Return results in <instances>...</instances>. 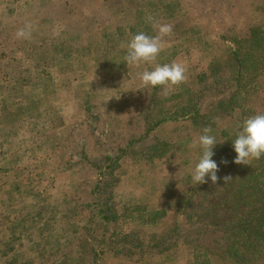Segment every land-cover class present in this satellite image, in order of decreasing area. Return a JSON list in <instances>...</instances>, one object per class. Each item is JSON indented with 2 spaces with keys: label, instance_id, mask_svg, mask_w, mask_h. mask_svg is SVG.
<instances>
[{
  "label": "rangeland",
  "instance_id": "rangeland-1",
  "mask_svg": "<svg viewBox=\"0 0 264 264\" xmlns=\"http://www.w3.org/2000/svg\"><path fill=\"white\" fill-rule=\"evenodd\" d=\"M26 25L31 35L17 38ZM160 25L172 31L156 61L127 66L131 38L156 37ZM255 26H264V0H0V264H233L240 239L209 238L208 210L215 202L229 208L251 172L264 187V156L239 164L233 184L207 199L191 179L204 129L164 122L143 137L144 118L148 106L151 124L179 116L190 93L194 106L211 109L233 85L212 68L227 70L230 38ZM173 62L185 80L150 98L140 73ZM250 86L233 102L264 114V84L245 95ZM217 124L239 129L230 117ZM141 144L160 148L158 157L136 155ZM251 191L237 200L242 213ZM176 223L186 236L151 248ZM134 244L145 247L130 251Z\"/></svg>",
  "mask_w": 264,
  "mask_h": 264
},
{
  "label": "trees",
  "instance_id": "trees-1",
  "mask_svg": "<svg viewBox=\"0 0 264 264\" xmlns=\"http://www.w3.org/2000/svg\"><path fill=\"white\" fill-rule=\"evenodd\" d=\"M146 35H149V33H147ZM230 43H232V46L227 45L229 52V65L227 67V70L222 71L220 70V66H217V68L215 69L212 68L211 72L215 75L217 73L219 74L220 71L222 73L220 74V76L226 81L232 80L233 85L229 89L230 91L226 93L217 91L218 93H222V95L219 97V99L211 104V109H205L203 111L201 105L200 107H198L197 105L194 106V103L192 102L194 100L193 93H190V97L189 99H186V103L183 98L179 102L180 104H182L180 106V109H183V112L179 116H177V114H179L178 111H172L171 114H174V116L157 119L155 123L151 124L150 121L153 120V110H151V106H148L146 110L147 115L144 118L145 135L143 137L148 136L156 126L164 122H188L192 123L193 125L197 123V126L201 127V129H204L206 127L211 128V134L215 137L217 136V140H224V143L217 144L214 148L215 154L216 151L226 154V156H224L225 160L224 157L222 159L215 157V159L218 161V180L215 183H212L209 180L208 183L203 184V186L201 187V189L205 191L207 199H209L210 196L214 195L212 193L213 188H221L223 186L233 184L232 179L234 178V172L237 170L236 167H238L239 164L233 162L236 154L233 150L232 140L236 138V135L240 130V127L244 120L256 114H261V111H263V109H254L249 105V102L247 101L240 105H236L233 101L235 97L239 98V96L242 94L241 87L243 83L252 85L249 87L248 91L245 92V95H249L251 92H257L264 84V26L252 27L250 35L247 37H231ZM258 50H261L263 55H260ZM34 51L35 49L33 48L32 52ZM28 71L30 72L29 78H31V80H33V77L37 76L38 74H35V72H32L30 69ZM213 79H215L214 76L211 80L213 81ZM218 85L219 83L216 86L218 87ZM182 86L183 84L180 87ZM153 90L154 91L150 98L156 97L157 93L155 91H158L159 87L153 88ZM183 96L184 92L178 95V97ZM248 99H250V96L248 97ZM152 100H149L150 105L155 104V102H152ZM211 112L214 113L211 114ZM225 117H230L234 121V124L239 128L234 129L235 131L233 134H231L229 130L233 127L222 128L217 124V119ZM127 146H129V144ZM137 149L138 150L136 155H145L147 156L145 157V159L149 158V154L152 150H155L154 159L157 158L158 153L156 152L160 150V148L155 145L144 147V144L139 145ZM223 161H227V163H223ZM251 173L252 174H250L249 177L245 179V183L238 188V192L235 194L233 193V197H231L232 199L230 198V201L233 204H231L229 208L218 207L217 203L215 202L208 210V218H210L213 222L212 226H210L211 230H208L211 233L209 238H213L214 235H221L226 233L232 240L240 239L238 243H236L238 247L230 248L233 258V264H258L257 262H259L258 258L260 257V252L254 245H260L262 244L260 242H264V187H262L263 181L257 180V177H259L257 175L252 177L254 174L253 172ZM257 185V190H253V188L257 187ZM248 189L252 190L250 195L253 194V197L250 198V207L247 208L245 213H242L244 208L242 206L238 207L236 204L239 197H242L244 194L249 193ZM236 194H238V196H236ZM218 210L222 211V214L219 213ZM240 214L241 216H239ZM118 216L120 217V215ZM118 216L117 218H119ZM112 218H114L115 220V217ZM103 219L105 220L106 224L110 222L111 216L109 214H105L103 215ZM229 219L231 220L228 221ZM224 223H227L226 227L221 226ZM178 225L179 223L174 224L170 227L166 234L158 237V239H154L153 243L151 244V248H164L168 243L178 239V237H185L186 234L180 232L181 228ZM124 235L125 238L129 239V237H132L135 234L133 232H130ZM223 236H221V239L225 238ZM117 243H119V241ZM242 246H244L243 249ZM138 247L140 249H144L145 245L134 244L133 246L131 245L129 247V250L131 251L132 249H136ZM247 255L252 256L253 258L248 257V259L246 260ZM97 259V255H94L95 262ZM226 262H224V264H226Z\"/></svg>",
  "mask_w": 264,
  "mask_h": 264
},
{
  "label": "clouds",
  "instance_id": "clouds-1",
  "mask_svg": "<svg viewBox=\"0 0 264 264\" xmlns=\"http://www.w3.org/2000/svg\"><path fill=\"white\" fill-rule=\"evenodd\" d=\"M171 31V25H160L159 35L156 37L148 36L143 32L134 35L127 43L124 63L127 66L153 64L158 54L163 50L162 37L169 35ZM30 35V25H26L16 33L17 38H28ZM185 71V67L179 63L163 65L157 63L151 70L140 73V80L144 88L163 87L167 94V91L171 90L173 86L185 80ZM211 133V128H204L196 142L200 155L191 170V179L196 185L208 183L209 180L215 183L218 180V164L213 156L215 155V146L222 142H218ZM232 145L236 154L233 162L236 164L249 165L250 160L264 156V114H256L244 120L236 138L232 140ZM223 163H227V161H223Z\"/></svg>",
  "mask_w": 264,
  "mask_h": 264
}]
</instances>
